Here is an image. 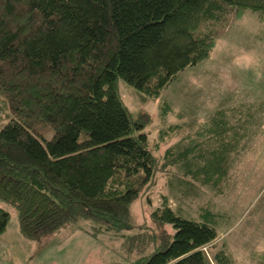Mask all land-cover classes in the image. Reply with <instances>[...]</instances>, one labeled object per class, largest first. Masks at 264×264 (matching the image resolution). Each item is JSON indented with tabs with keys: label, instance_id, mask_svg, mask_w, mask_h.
Returning a JSON list of instances; mask_svg holds the SVG:
<instances>
[{
	"label": "trees",
	"instance_id": "obj_1",
	"mask_svg": "<svg viewBox=\"0 0 264 264\" xmlns=\"http://www.w3.org/2000/svg\"><path fill=\"white\" fill-rule=\"evenodd\" d=\"M228 9L264 22V0H0V113L9 119L0 123V201L17 209L23 238L41 242L84 221L92 237L151 248L132 264H233L225 248L214 250L210 207L190 219L163 198L151 214L161 232L143 236L126 233L131 206L169 167L180 183L222 193L247 142L264 134V104L217 109L159 160L145 132L149 115L135 120L118 87L122 79L159 98L210 57L212 25ZM44 124L50 140L38 132ZM10 220L0 207V236Z\"/></svg>",
	"mask_w": 264,
	"mask_h": 264
},
{
	"label": "rangeland",
	"instance_id": "obj_2",
	"mask_svg": "<svg viewBox=\"0 0 264 264\" xmlns=\"http://www.w3.org/2000/svg\"><path fill=\"white\" fill-rule=\"evenodd\" d=\"M211 30L216 45L210 57L182 71L159 98L145 99L124 80L118 82L120 98L133 118L149 115L145 132L159 160L217 109H231L245 102L264 104V22L256 13L238 14L235 9H228ZM262 117L264 113L259 115ZM8 120L7 112L2 111L0 123L5 125ZM38 132L46 140L55 133L47 124L39 126ZM246 146L250 151L245 150V156L232 167L222 193L196 183H180L174 176L179 174L177 167L160 169L153 186L132 204L133 229L126 233L159 235L161 229L152 222L151 214L163 198L169 200L174 211L190 219H198L200 209L210 207L218 216L219 238L214 250L225 248L233 264H263L260 258L264 256V134L256 133ZM0 207L11 215L9 229L18 226L17 209L3 201ZM91 225L79 222L84 228ZM79 226H67L45 238V246L37 257L40 262L56 258L60 264H132L151 252V248L128 249L121 236L92 237ZM19 248L15 262L28 264L33 251ZM206 252L212 259L211 249Z\"/></svg>",
	"mask_w": 264,
	"mask_h": 264
},
{
	"label": "crops",
	"instance_id": "obj_3",
	"mask_svg": "<svg viewBox=\"0 0 264 264\" xmlns=\"http://www.w3.org/2000/svg\"><path fill=\"white\" fill-rule=\"evenodd\" d=\"M9 226L6 233L0 236V264H24V262H15V253L18 247L33 251L28 264H60L56 258H51L47 262H40L37 257L41 254V248L45 246V240L41 242L27 240L20 234L19 223L18 226L15 225L12 229H9Z\"/></svg>",
	"mask_w": 264,
	"mask_h": 264
},
{
	"label": "built area",
	"instance_id": "obj_4",
	"mask_svg": "<svg viewBox=\"0 0 264 264\" xmlns=\"http://www.w3.org/2000/svg\"><path fill=\"white\" fill-rule=\"evenodd\" d=\"M0 117H1V113H0Z\"/></svg>",
	"mask_w": 264,
	"mask_h": 264
}]
</instances>
